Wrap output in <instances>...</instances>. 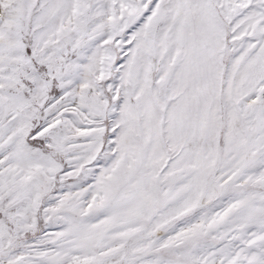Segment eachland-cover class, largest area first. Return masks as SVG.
<instances>
[{
	"label": "snow or ice",
	"instance_id": "snow-or-ice-1",
	"mask_svg": "<svg viewBox=\"0 0 264 264\" xmlns=\"http://www.w3.org/2000/svg\"><path fill=\"white\" fill-rule=\"evenodd\" d=\"M0 264H264V0H0Z\"/></svg>",
	"mask_w": 264,
	"mask_h": 264
}]
</instances>
